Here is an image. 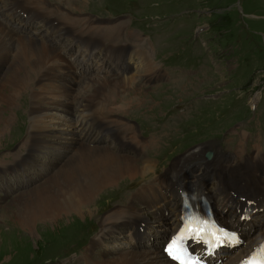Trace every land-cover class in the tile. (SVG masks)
Listing matches in <instances>:
<instances>
[{
	"label": "rangeland",
	"instance_id": "obj_1",
	"mask_svg": "<svg viewBox=\"0 0 264 264\" xmlns=\"http://www.w3.org/2000/svg\"><path fill=\"white\" fill-rule=\"evenodd\" d=\"M75 1L43 0V9L47 14L53 16L59 12L66 22L83 20L85 15L81 13L84 12L95 17L130 16L129 20L124 23L126 28L124 38L119 42L109 44L108 60L105 65L103 64L104 72L95 70L101 61L94 59L92 70L80 74V76H112L114 77L113 82L117 81L116 84H112L107 90H102L96 96L93 105H97H92L89 109L84 110L93 116L109 110L120 113L117 115H120L123 122L115 121L120 123L119 126H124L122 127L123 136L126 133L135 135L127 129L133 127L139 138L148 141V143L153 142L144 148V152L156 163L154 167V170L157 169L156 173H163L170 168L173 155L184 151L186 154L180 160L175 161L172 167L175 164H183L188 168L195 161L202 162L208 168H214L221 164L219 154L214 153L220 158L218 162L214 161V154L208 159L209 161H204V154L210 149V152H214V146L225 155H227L225 152L229 155L232 154L235 150L233 145L244 150L247 156H255L258 151L260 155L257 160H264V98L258 101L264 94V0ZM0 4L6 6L8 2L0 0ZM64 8L67 13L63 12ZM29 16L31 15L27 11L26 19H22V26H25L26 29L20 31L24 33L19 34L9 28L8 30L18 36L31 35L30 27L34 22L31 18H27ZM38 21L46 23L42 20ZM35 28L40 29L39 26H35ZM95 28L96 25L91 23L90 30ZM140 33L148 36L154 50L150 42L146 43L149 53L140 50V48L146 49L145 37L143 40ZM65 36L69 37L65 41L68 48L76 47L72 35L68 33ZM129 37L135 40L133 41L135 46L129 42ZM43 38L49 44H55L45 36ZM130 47L133 50L138 47L144 56L134 50L138 56L133 59L131 69L122 75L124 58L118 55L117 50ZM64 50L65 48L62 47L61 51ZM150 62L154 63L153 67L157 68L149 73V77L142 76L144 74L141 71ZM83 66L85 67V65ZM166 67L173 69L175 73L193 72V75L187 77L189 80H202L203 76V82H176L175 74H168ZM156 72H158L157 75ZM3 73L0 72V79H2ZM116 76H126L128 79L137 81L135 85L140 82L142 86H145L142 97L130 94L131 87L124 82H119V78ZM96 82L101 83L102 80ZM203 83L206 84L203 85ZM64 84L67 86V83ZM222 85L224 86L222 87ZM103 88L106 89V86L102 85L101 89ZM110 88L111 90H109ZM30 89L32 91L30 90L27 100L18 101L20 107H16L15 115L9 110L10 105L7 106L8 110L4 109L0 112L1 117L10 116L7 136L0 138V170L3 169L0 173V264H81L85 254L89 251L91 241L100 234L101 230L98 228L97 221L108 220L109 215L115 211V207L127 204L133 189L148 182L151 178L148 175L143 180L123 179L114 186L105 187L100 191V196L98 195L96 198L95 204L91 206V214L84 213L81 218L74 219V215L71 213L68 214V218H63L64 214L62 213L57 219H38L29 229L22 225L19 226L15 218L24 212V208L29 202L24 193L34 191L36 187L44 185L47 181H53L59 171L65 170L72 163V160L68 161L69 164L67 163L65 166V159H70L73 156L71 150L75 148V143L72 140L66 142L65 130H67V126L63 123L70 122V114L74 113L72 109L57 112L59 123H52V117L42 115L41 121L49 128L52 129L59 125V131L54 137L53 144L47 142L45 146L43 144L36 148L27 144L25 147L28 134L33 129L35 131V126L33 125L32 129L30 121L33 115L29 113L28 109L31 104L30 97L36 92V89L34 86H30ZM216 89L219 90L213 92ZM88 90L90 91V89ZM203 93H214L213 96L220 95L218 98L210 99L203 97L201 101L194 99L201 97ZM258 94H260L259 97ZM128 96L126 108H119L121 103L116 101L117 103L115 102L111 106L108 104L109 109L105 107L104 111L103 106L108 98H128ZM254 99H257L255 104L259 102L255 110L254 102L251 105ZM181 109L191 111H189L188 117L183 115L187 117L183 121L179 119V112H177ZM80 110L83 109L80 108ZM81 114L82 112L76 114V120H83L84 117ZM246 125V130L250 134L244 131ZM257 130L263 135L259 131L256 133ZM99 131H93L94 135ZM73 132V130H69L68 134H73ZM243 133L245 136L240 141ZM257 145L260 146L258 150L255 149ZM196 146L207 150L202 151L200 159L187 160L184 164L183 160L187 154L199 148ZM192 147L193 149H190ZM120 149L122 152L127 150L132 154L129 149L123 147ZM228 158L230 161L233 159ZM21 164H24L27 174H22L23 177L20 175L12 177L13 173L8 171L16 169ZM21 178H26V180L23 181ZM256 190L261 196H264L258 188ZM208 194L211 196L210 193ZM55 197L59 199V193ZM213 198L220 200L217 194H213ZM146 207L151 208L152 206ZM159 208L156 206L158 212ZM257 208L262 209L260 214H263L261 217L264 221V205H259ZM236 209L238 208H232V214ZM255 216L259 217L258 214ZM147 217V220L152 222L156 215L153 213ZM141 218L143 216L131 215L125 220L122 219V222L110 225L107 234L110 230L124 227L137 219L141 220ZM165 221L154 220V223H151L150 238L142 244L126 243L122 238L125 233L123 231L122 236L115 233L112 243L105 240L102 246L93 249L92 253L96 249V252H103L107 255L124 250L134 252L149 250L157 240L163 237L162 231H166L168 228ZM263 221L255 220L253 223L262 224ZM252 226L249 227V230ZM99 240L100 237L95 243ZM156 249L160 251V246H156ZM93 261L99 260L93 258L90 262Z\"/></svg>",
	"mask_w": 264,
	"mask_h": 264
},
{
	"label": "bare ground",
	"instance_id": "obj_2",
	"mask_svg": "<svg viewBox=\"0 0 264 264\" xmlns=\"http://www.w3.org/2000/svg\"><path fill=\"white\" fill-rule=\"evenodd\" d=\"M5 1H7L9 4L11 2H16L17 0ZM22 1L24 3H28L25 5L28 8L24 9H27L28 13L31 15L27 18H31L34 23L36 22L38 24V20L47 22L48 18L53 20L57 19L62 24L64 30L73 32L74 34H79L80 37H87L88 40H98L103 46L119 42L122 38H124L125 26L122 30H120V27H96L95 29L90 30L87 26L88 23H83L82 20L66 22L63 20L59 12H57L54 16L47 14L43 9V0ZM0 18L5 21L4 25L0 22V72L3 73V71H5V73H3L2 79H0V112L4 109L8 110L7 106L10 105L9 110L14 112L15 115V112H17L15 110L16 107H20L18 101H26L30 90L32 91V89H30V86H34V89H36V92H34V94L30 97L31 104L29 105L28 109L29 113L33 115L30 121L32 122V129L33 125L35 126V131L33 129V131L28 134L29 136L27 142H25V147L27 146V144H29L30 147L36 148L40 147L43 144L45 146V143L47 142L50 144L54 143V137H56V133L59 131V125L52 127V129L49 128L48 126L44 125V122L41 121V118L43 116L52 117V123H59L57 119V116H59L57 113L58 111H63L64 109H72L74 111V113L70 114V122L62 121L67 126V130H65V133L67 135L66 142L72 140L75 143V148L71 150V152L73 151V156L71 155L72 157L70 156L71 158H68L69 160L65 159V166L67 165L68 161L72 160V163L68 165L65 170H57L59 171V173H56L57 176L56 178L53 177V181H47L48 183L46 182L44 185L42 184L39 187H36L34 191L24 193V195H27L25 197H27V200H29L30 203L28 202V205L24 208V212L17 215L15 218L19 226L22 225L23 227L29 229L38 219H57L62 215V213L65 215H63V218H68V214L70 213L74 215V219L77 217L81 218L84 213L91 214V206L95 204L96 198L100 194V191L105 187L114 186L123 179H129V181H133L135 179L143 180L145 177H147L149 173L154 170V167L156 165V163H154L149 156H144V154L142 153V155L138 158L132 155L119 153L117 150H114L113 147L108 143L95 142L94 139L96 136L88 133L84 125L80 122V119L76 120L75 118L78 112H82L81 115L88 120L95 118L96 116V121H100L103 127L110 128L115 134L123 131L122 127L124 126H119L116 122H110V120H106V117L108 115L111 116L120 113H115L109 110L102 114H95L93 116L92 114H89L84 110L89 109L93 105L96 96L102 90H107L109 86L117 83L116 80L113 82L114 77L105 75L80 76L76 70H72L73 68L70 64L63 60V57L58 52L56 44H49L46 40H43V35L40 33L18 36L17 34L8 30L7 22L11 21L10 17L4 13H1ZM136 48L137 49L134 50L138 52L139 49L138 47ZM11 57L12 61L10 62ZM153 65L154 63L152 62L148 63V65L141 71L142 74H144L142 76L149 77V73L157 68L153 67ZM116 77L119 78V82H124V84H128L131 87L129 89L132 90L129 92L130 94L138 96L143 95V89L145 88V86H142L139 81V83L135 85L137 81H135L134 79H128L126 78V76ZM97 80H102V82L98 83L96 82ZM64 83H67V86H65ZM102 85H105L106 89H101ZM88 89H90V91ZM109 90H111V88ZM128 100L129 96L128 98H108L103 106L104 111L105 107L108 108V104H110L111 106L112 104H115L116 101L121 103V106H118L119 108H126L128 106ZM124 103L125 105H123ZM74 106L76 107L74 108ZM80 108L83 110H80ZM25 109L26 106L24 107V111ZM46 112L50 113L47 114ZM1 116L2 115L0 114V138H4L7 136L9 130L10 116ZM37 118L39 121L36 120ZM127 129L131 133H137V131L133 127ZM69 130H73V134H68ZM244 136L245 134L243 133L240 138H244ZM123 138L124 140L118 139L117 144L124 148H130L132 146V149L135 150L137 149V145H142L136 135L126 133ZM127 138H131L133 143L135 144L131 145L130 139ZM150 143L153 142H149L148 144ZM142 146L144 151V145ZM33 148L31 149V152L33 151ZM214 149L215 151L212 153L219 154V157H221V164L215 166L214 168H212L211 166V168H208L207 166L203 165L201 169H196L194 171V174L195 176H200L201 178H203V173H205V175H209L211 170L214 171L215 169L220 168L223 172H226L223 177V181L217 187L216 192L210 191L209 189L204 187V184H202L199 188L197 187L195 182H191L188 186L191 189L193 195L197 197L202 192H206L205 197L208 200L211 199L214 201L215 198H213V194H217V196L220 197L219 202H221V204H217L214 201V206L218 210V214L220 217L223 216L222 205L226 206L227 204H230L229 210H232V208L234 209V207H236L240 210L245 209L246 211H253L259 205H264V196L261 195L260 201L252 203V205L250 206L242 205L241 203L238 204L235 201L238 198V195L242 193L241 191L235 190L233 186V179L238 178L237 176L251 181L252 184L263 193V195L264 180L263 178L259 180L258 175H254V178L244 177L243 175H246V173L240 170V164L238 161H235V158L227 164V156L219 149H216V146H214ZM255 149L258 150L260 149V147H258L257 145L255 146ZM206 150L203 149V147H199L195 149V151L193 150L192 152H189L183 160V163L187 160L200 159L201 155L203 154L202 151L205 152ZM215 154L213 156L214 161L218 162L220 158L215 156ZM256 155H259L258 151ZM251 162L254 163L256 167H259L257 160H253ZM210 164L212 163L210 162ZM171 168L173 170V173L170 177L166 178L164 182L165 188L168 189L173 187L174 184V182L171 183V179L178 180L176 176L180 174L184 168L187 167L183 166V164H175ZM154 185L155 183L150 184L151 188H141L135 196V199L139 200V202L144 205L143 208L145 210L147 208L146 206H159L160 213H162L163 209H165L166 211H169L170 215H175V217L178 218L181 201L177 199V197L174 203L170 200H166L161 194V190L159 188L152 187ZM179 186L185 187V185L183 184H179ZM58 193L59 199L55 197ZM208 193H210L211 196ZM143 208H138L133 200H128L125 208L119 209V211L115 209V211L109 215L108 220H98V228H100L101 231L98 237L95 240L91 241V244L89 246L90 254L87 256V261L88 257L91 255L90 261L93 258H96L99 261H93L90 262V264H173L165 259L161 251L156 249V244L153 245L149 250L140 252L124 250L122 252L117 251L113 254L107 255L103 252H96V249L95 252L92 253V250L96 247H101L102 243L105 242V240L112 243L113 239L115 238V233L118 235H123L122 228L124 231L125 226L110 230L107 234V230L109 229L110 225L117 224L122 219L125 220L131 215L143 216V218H141V221L149 222V220H147V216L153 213H148L146 211V214L145 211H143ZM154 220L164 221L163 218L159 219L157 216L152 221ZM166 221L168 222H166L168 228L166 229V231L161 230L163 237L160 239H163L166 233L168 234V236L172 233L170 232V230L173 223L168 220ZM134 222L130 223L129 230H127V232L134 231ZM232 225H235L238 229H240V231H242V234L246 237L244 238L245 243L240 247L241 249L237 253L231 254L226 260L223 259L221 264H236L240 259L251 252L253 248H258L261 244L260 241L264 238V221L262 222V224L259 222L253 224L251 223L249 227L252 225L253 226L250 230L249 228H246V225L244 223L238 221V219H234L232 221ZM132 234L133 235H129L128 237L135 235L134 232ZM99 237L100 240L95 243ZM123 240L126 241L125 238ZM215 263L216 260L214 261V264Z\"/></svg>",
	"mask_w": 264,
	"mask_h": 264
},
{
	"label": "snow or ice",
	"instance_id": "obj_3",
	"mask_svg": "<svg viewBox=\"0 0 264 264\" xmlns=\"http://www.w3.org/2000/svg\"><path fill=\"white\" fill-rule=\"evenodd\" d=\"M173 245H175V241L173 242ZM173 245L169 246V255L173 256L174 259H179V256L175 254L174 250H173ZM181 264H183V261H181Z\"/></svg>",
	"mask_w": 264,
	"mask_h": 264
}]
</instances>
